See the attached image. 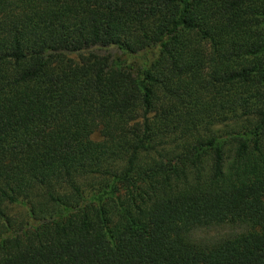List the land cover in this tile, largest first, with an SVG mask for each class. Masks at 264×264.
Returning <instances> with one entry per match:
<instances>
[{
	"label": "trees",
	"instance_id": "1",
	"mask_svg": "<svg viewBox=\"0 0 264 264\" xmlns=\"http://www.w3.org/2000/svg\"><path fill=\"white\" fill-rule=\"evenodd\" d=\"M0 264H264V0H0Z\"/></svg>",
	"mask_w": 264,
	"mask_h": 264
},
{
	"label": "rangeland",
	"instance_id": "2",
	"mask_svg": "<svg viewBox=\"0 0 264 264\" xmlns=\"http://www.w3.org/2000/svg\"><path fill=\"white\" fill-rule=\"evenodd\" d=\"M114 56H116V54H114ZM92 138L99 140L101 138L99 131L93 132ZM250 229V226L241 221L236 223H224L215 227L195 228L190 232L188 238L190 241L196 243H207L223 237L236 236Z\"/></svg>",
	"mask_w": 264,
	"mask_h": 264
}]
</instances>
